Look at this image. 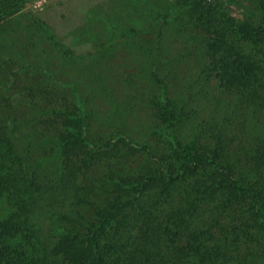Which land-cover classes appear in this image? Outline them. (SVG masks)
I'll return each instance as SVG.
<instances>
[{
	"label": "trees",
	"instance_id": "1",
	"mask_svg": "<svg viewBox=\"0 0 264 264\" xmlns=\"http://www.w3.org/2000/svg\"><path fill=\"white\" fill-rule=\"evenodd\" d=\"M27 1L0 0V14L11 17ZM230 1L177 3L201 47L186 59L190 74L177 72L168 81L154 75V123L146 137H137L125 119L127 105L90 107L77 93L70 99L67 91L49 88L52 76L29 87L30 111L50 116V124L42 121L31 131L19 120L20 104L0 94V199L9 212L0 219V264H264V134L258 123L264 0H247L248 7L234 14ZM40 28L54 40L47 25ZM7 33L4 28L0 36ZM10 43L0 45V55L30 60L34 41L17 50ZM46 62L31 64L45 69ZM203 68L211 76L197 91L199 103L190 106L181 92ZM100 88L92 91L94 99L105 98L108 90ZM229 93L244 110L239 154L219 126L217 132L185 130ZM37 135L54 146L59 166L48 182L34 175L36 159L24 155V144ZM41 205L48 211L63 206L54 213L61 217L55 253L35 220Z\"/></svg>",
	"mask_w": 264,
	"mask_h": 264
},
{
	"label": "rangeland",
	"instance_id": "2",
	"mask_svg": "<svg viewBox=\"0 0 264 264\" xmlns=\"http://www.w3.org/2000/svg\"><path fill=\"white\" fill-rule=\"evenodd\" d=\"M182 1L28 0L13 16L0 14V32L4 28L8 31L7 35L0 36V45L10 46L13 41V48L17 50L24 49L29 41L35 42L34 47H29L30 60L25 64L10 61L8 54L0 55V94L12 97L14 103L20 104L19 120L27 122L31 131L44 126L42 121L49 123L50 116L30 111L33 105L29 87L47 75L52 76L54 81L49 88L67 91L70 99L77 93L84 102H89L90 107L97 106L105 111L114 103L121 110L127 105L130 110L125 119L137 137L142 134L146 137L151 132L148 128L154 123L149 104L158 87L154 75L168 81L177 72L190 74L192 67L186 65V59L194 55V48L201 47L200 40L195 33L188 32L186 19L177 10V3ZM246 1L231 0L229 10L233 14L242 11L248 7ZM41 24L47 25L54 40L41 30ZM45 60L49 64L45 69H35L31 64H43ZM197 71L181 92L190 106L199 103L197 91L212 73L210 68ZM96 86L101 87V91L108 90L105 98L91 96ZM63 104L64 101L57 100L59 107ZM243 115L237 96L223 94L219 103L198 112L185 130L193 132L213 127L217 132L216 126H219L227 138H231L232 149L237 148L239 154ZM258 123L264 134V112ZM234 134H238L236 138H233ZM38 136L33 137L32 143L24 144V155L36 159L40 166L33 171L34 175L48 182L56 177L59 166L52 154L54 146L44 143ZM62 209L63 206L58 205L55 211H48L41 205L35 215L54 253L59 243L57 222L61 218L54 213ZM8 213L5 201L0 199V219ZM55 257L63 259L62 255L55 254Z\"/></svg>",
	"mask_w": 264,
	"mask_h": 264
}]
</instances>
